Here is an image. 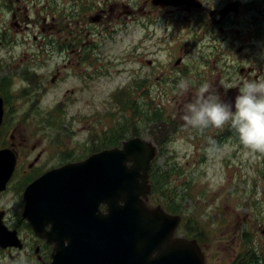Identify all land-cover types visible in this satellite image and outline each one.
<instances>
[{"label":"rangeland","instance_id":"374dc122","mask_svg":"<svg viewBox=\"0 0 264 264\" xmlns=\"http://www.w3.org/2000/svg\"><path fill=\"white\" fill-rule=\"evenodd\" d=\"M226 1L239 4L237 16L245 7L251 8L248 19L255 14L250 22L239 17L223 30L205 32L199 3L221 8ZM185 4L160 8L152 0H0L1 93L15 128L11 141L20 143V150L28 148L29 157L52 159L50 164L116 146L115 140L121 145L133 136L154 143V165L163 174L167 195L152 194L150 202L174 206L182 217L177 234L197 238L206 264H232L240 232L244 242L251 238L254 246H264V153L244 148L234 131L186 127L181 116L190 93L200 86L193 88L191 77L198 80L206 62L218 66L222 52L234 65L264 60V0ZM72 11L75 17L67 20ZM52 15V29H58L62 17L65 29L40 43L44 18L50 25ZM95 16L100 18L94 21ZM145 32V49L136 51ZM178 59L181 63L171 72ZM181 81L189 84L184 95ZM215 130L223 138L221 144L215 141L220 150L210 152L207 138Z\"/></svg>","mask_w":264,"mask_h":264},{"label":"water","instance_id":"95a60500","mask_svg":"<svg viewBox=\"0 0 264 264\" xmlns=\"http://www.w3.org/2000/svg\"><path fill=\"white\" fill-rule=\"evenodd\" d=\"M188 1L153 3L179 6ZM2 115L0 99V124ZM156 155L154 143L134 136L34 182L39 196L62 200L69 224L63 228L67 242L55 248L49 264H206L196 238L176 235L181 215L149 203ZM13 164L12 153L0 150V179L8 178Z\"/></svg>","mask_w":264,"mask_h":264},{"label":"flooded vegetation","instance_id":"af4514ba","mask_svg":"<svg viewBox=\"0 0 264 264\" xmlns=\"http://www.w3.org/2000/svg\"><path fill=\"white\" fill-rule=\"evenodd\" d=\"M193 2L194 0L188 1L189 4H193ZM154 6L160 8L165 7ZM199 6L203 7L198 15L199 19L201 18V24H204L205 26V32L207 30L210 32H215L216 29L223 30L224 24L230 22L232 19H238L239 17L244 21L250 22L251 17L255 14L252 13L248 19L247 15L251 8L245 7L242 9V16L241 14H238L237 16V13L239 12V4L230 1H226L221 8L208 7L201 3H199ZM166 7L168 8L171 6ZM230 8L234 10L236 14H234ZM128 10L127 12L130 14L131 12ZM62 20H64L63 17L61 18V21L58 20V29L55 31L51 27L52 23H54V16H51L50 25L49 23H46L47 17L44 18L45 25L40 34V43H46L48 39L51 41L53 36L58 38V33L65 29L60 26ZM16 24L18 29H21L22 22L17 20ZM27 24L26 27H28ZM194 25H197V20L194 21ZM196 32L197 29L195 30V33ZM148 36L149 32H145L141 35L140 41L137 43L138 48L136 51L138 49L141 50L143 42ZM205 36L206 34H203L199 38V42ZM74 37L76 39V36ZM34 39H38V36L34 35ZM1 44L2 41L0 40V47H2ZM144 49L145 47L143 46V50ZM143 50H141V52ZM223 54L224 53L222 52L218 56V66L214 64L216 61L206 62L200 71V77L198 80L195 79L197 77H191V80L193 82V88L195 89L197 88V85H202L207 82L212 85L213 91H215L222 99H232L234 101L235 96L238 94V89L244 79L264 78V72L262 73V70L264 69V60L262 59L258 64L234 65L235 61L227 62V60L224 59ZM180 60L181 59L175 61L174 64L176 66L174 65L172 67L171 72L175 70L179 63H181ZM146 64L152 65L153 61L148 59ZM155 64L157 67L159 66L158 62ZM142 68V73L145 75V71H143L144 63ZM214 75H216L217 78H214ZM181 77L183 78V75ZM214 80H217L216 84ZM195 91L196 90H193V92L190 93L189 98H192ZM0 98L3 102V116L0 125V150L9 149L14 156L12 172H10L11 174L6 180L4 187L0 188V264H49L52 260V254L55 248H58L59 245H63L67 242L64 238L63 228L69 224L67 223L68 221H66V223L64 222L62 200L52 196H39L38 188L34 187L33 183L50 170L62 167L69 163L85 160L87 156L95 153L96 150H93L85 157H77L65 162L62 160L60 163L57 162L58 164H50L52 159H48L47 157L43 158L39 155L29 157L28 151H26L28 148L23 147V149L20 150L18 147V144L20 143L11 141V139L15 138L12 132L15 128L12 129L11 127L9 102L1 93V82ZM224 129H227V134L229 131H233L227 124L220 130L223 131ZM221 131L215 130V134L208 137L207 140L209 141L211 139L213 141H218V143L221 144L220 139L222 140L223 138ZM100 208L103 212L107 211L106 204H102ZM250 224L251 222L249 221L244 228L250 226ZM240 236L241 239H239L231 263L245 264L246 262L254 263L259 261V264H264V246L260 248L254 246L251 238L244 242V233L242 232H240Z\"/></svg>","mask_w":264,"mask_h":264},{"label":"clouds","instance_id":"9594fccd","mask_svg":"<svg viewBox=\"0 0 264 264\" xmlns=\"http://www.w3.org/2000/svg\"><path fill=\"white\" fill-rule=\"evenodd\" d=\"M181 95L189 91V84L181 81ZM181 119L186 127L199 131L221 129L226 124L238 135L244 148L264 153V78L244 79L234 101L222 99L205 82L196 89L183 106ZM209 151H219L216 142L209 140Z\"/></svg>","mask_w":264,"mask_h":264},{"label":"trees","instance_id":"16d2710c","mask_svg":"<svg viewBox=\"0 0 264 264\" xmlns=\"http://www.w3.org/2000/svg\"><path fill=\"white\" fill-rule=\"evenodd\" d=\"M75 13L74 11L70 12L69 15H67L68 17L67 20H70V19H73L75 17ZM63 22V21H62ZM121 91L123 92V90H118V93H121ZM125 96L127 97V95L125 94ZM129 103V102H127ZM123 105V107L125 108L126 107V101L125 102H122L121 103ZM121 141H113L114 145H119ZM162 178H163V174H159L154 163H153V166L151 168V182H152V185H153V196L156 197L158 195V193L160 192L161 193V196L164 197V194L167 195V192L164 191L163 189V186L161 187V181H162ZM162 191V192H161ZM165 192V193H164ZM160 198V197H159ZM173 201V200H172ZM171 203V202H170ZM172 204V203H171ZM167 210H169L170 212L172 213H176V210L174 208L173 205H171V207L169 208L168 206H170V204H165ZM195 238V237H194Z\"/></svg>","mask_w":264,"mask_h":264}]
</instances>
